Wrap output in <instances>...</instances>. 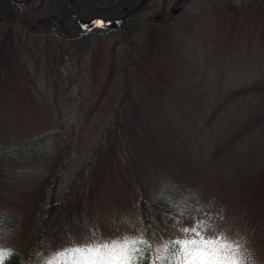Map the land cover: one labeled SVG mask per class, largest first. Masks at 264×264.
<instances>
[{
    "label": "rangeland",
    "instance_id": "obj_1",
    "mask_svg": "<svg viewBox=\"0 0 264 264\" xmlns=\"http://www.w3.org/2000/svg\"><path fill=\"white\" fill-rule=\"evenodd\" d=\"M49 3L0 28V248L26 258L36 246V264L97 240L141 237L159 251L172 238L199 239L184 232L196 226L264 264V0H156L129 58L122 135L110 150L103 137L126 48L94 30L80 58L71 43L46 39L41 24L58 13ZM64 130L73 137L60 170ZM155 197L183 215L159 212ZM52 198L58 207L36 239Z\"/></svg>",
    "mask_w": 264,
    "mask_h": 264
},
{
    "label": "trees",
    "instance_id": "obj_2",
    "mask_svg": "<svg viewBox=\"0 0 264 264\" xmlns=\"http://www.w3.org/2000/svg\"><path fill=\"white\" fill-rule=\"evenodd\" d=\"M50 6L56 7L58 10L56 19L47 18L41 24L44 36L49 39L55 36L61 41L69 42L73 45V51L81 58L91 48L94 39V30H99V35L111 36L119 35L126 48L125 66L122 67L123 79L121 81V100L117 104L113 119L104 131L105 146L107 150L113 148L116 139L122 135V115L124 112L125 93L127 91L128 80L130 76L129 58L135 54L137 48V33L140 28L141 19L145 15L156 9L154 2L156 0H49ZM44 0H0V28L14 22L23 21L32 14L42 10ZM114 20H120L117 27L112 25ZM87 25V26H86ZM93 30V31H92ZM47 44V43H46ZM65 145L60 149L58 156V167L60 170L65 166L68 160L73 132L63 131ZM116 137L115 141L113 139ZM102 143L100 144V146ZM15 156V155H14ZM91 161V160H90ZM89 159L87 165L89 164ZM101 159H98L95 164L92 176L95 170L99 168ZM86 167L83 168V170ZM83 170L78 171L74 180L81 175ZM60 178V171L57 174V180ZM142 191V188H139ZM153 207L158 208L159 212L167 213L172 216H182L181 212L174 204L173 200H165L160 197H155L151 201ZM139 205L142 211L144 222H150V218L146 217L145 213V196L141 195ZM58 207V202L53 198L47 205L42 220L40 221L41 232L36 236L40 239L47 232V223ZM135 241V244H130L127 251L131 255H135L143 261V264H160L157 257H166L164 264H181V257L173 255V251L179 248L175 241L188 240L184 237H177L168 240L163 248L156 251L152 242L149 239L141 237L121 239L115 241H99L90 245H72L61 251L51 255L42 264H48L52 261L53 264H111L112 257L120 258L121 249L115 251L101 250L95 256L88 251L89 248L100 247L103 244H117L123 241ZM144 241V243H141ZM39 244V240H36ZM227 243L231 247L225 248L219 253V259L224 264H231L232 260L240 262V264H256L250 252L242 246L235 243L220 241ZM81 249L82 251H75ZM139 249V251H134ZM39 251L38 247H34L30 251V255L26 258L13 247L0 248V264H36V255Z\"/></svg>",
    "mask_w": 264,
    "mask_h": 264
},
{
    "label": "snow or ice",
    "instance_id": "obj_3",
    "mask_svg": "<svg viewBox=\"0 0 264 264\" xmlns=\"http://www.w3.org/2000/svg\"><path fill=\"white\" fill-rule=\"evenodd\" d=\"M200 227H203L201 225ZM185 233L191 232L194 236L199 237V239H188L184 241H175L174 243L179 245V248L173 251V255H179L181 259V264H224L222 260L219 259V253L231 246L227 243H221L219 239H207L204 238L196 226L191 229H184ZM135 241L125 240L122 243L117 244H103L100 247L89 248L88 251L94 256L98 254L101 250H111L115 251L117 248L121 249L120 258L112 257L111 264H143V261L135 255L128 253L127 249L130 244H135ZM144 243V241H141ZM75 251H82L81 249H75ZM134 251H139L135 249ZM160 264H164L166 257H157ZM48 264H53L49 261ZM231 264H240L236 260H232Z\"/></svg>",
    "mask_w": 264,
    "mask_h": 264
},
{
    "label": "water",
    "instance_id": "obj_4",
    "mask_svg": "<svg viewBox=\"0 0 264 264\" xmlns=\"http://www.w3.org/2000/svg\"><path fill=\"white\" fill-rule=\"evenodd\" d=\"M119 23H120L119 20H115L113 24H114V25H118Z\"/></svg>",
    "mask_w": 264,
    "mask_h": 264
}]
</instances>
